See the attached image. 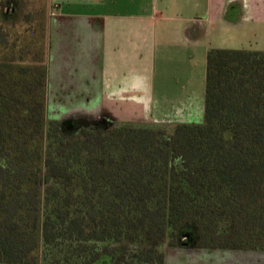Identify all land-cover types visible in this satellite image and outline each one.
<instances>
[{
	"label": "trees",
	"instance_id": "trees-1",
	"mask_svg": "<svg viewBox=\"0 0 264 264\" xmlns=\"http://www.w3.org/2000/svg\"><path fill=\"white\" fill-rule=\"evenodd\" d=\"M8 29L0 264H165L191 235L264 250V50L207 49L200 122L68 121L46 113V52Z\"/></svg>",
	"mask_w": 264,
	"mask_h": 264
},
{
	"label": "crops",
	"instance_id": "crops-1",
	"mask_svg": "<svg viewBox=\"0 0 264 264\" xmlns=\"http://www.w3.org/2000/svg\"><path fill=\"white\" fill-rule=\"evenodd\" d=\"M53 2L56 9L47 28L46 107L71 103L73 113L96 119L103 110L142 108L150 112L137 122L167 127L165 118L201 121H193L192 103L182 95L195 85L198 55L204 61L211 47L208 40L241 23H264V0ZM61 60L64 65L54 64ZM66 65L71 67L68 73Z\"/></svg>",
	"mask_w": 264,
	"mask_h": 264
},
{
	"label": "rangeland",
	"instance_id": "rangeland-1",
	"mask_svg": "<svg viewBox=\"0 0 264 264\" xmlns=\"http://www.w3.org/2000/svg\"><path fill=\"white\" fill-rule=\"evenodd\" d=\"M56 9L53 0H0V25L8 30L13 35L15 32L17 36L25 37L27 44H30L31 52L29 56L40 55L43 49L46 52V61L48 62V37L47 28L51 16ZM234 11L230 10L232 16ZM25 29H29L24 33ZM49 29V28H48ZM218 31V30H217ZM213 33H215L213 31ZM13 36H11L12 38ZM264 38V23L248 22L236 25L234 28L224 30V33L219 32L214 35L211 40H208L211 47H233V48H249V49H263V44L260 45L261 39ZM29 41H31L29 43ZM64 65L65 61L54 62V64ZM197 68L194 81L195 84L192 90H188L186 95L183 93L187 103L191 104V112L193 121L202 120L203 117V100H204V73H205V56L203 58L198 55ZM48 65V64H47ZM202 65L204 67H202ZM64 71L71 70V67H63ZM68 73V72H67ZM63 87L70 88L73 84H66ZM78 89V88H77ZM183 100V101H185ZM55 104H48L46 113L48 118L54 119H71V120H89L96 118H88L83 113H73L71 103L54 102ZM181 105V104H179ZM185 107V105H183ZM105 111L101 118L114 120L119 117H125V121H139L142 120L146 112L150 110L142 108H133L126 110H103ZM168 112L165 110L164 114ZM101 115V114H100ZM100 117V116H99ZM167 117V116H166ZM165 123L173 128L178 123L174 118H165ZM192 236V237H191ZM179 246H171L166 248V263L167 264H264V250H232L226 248H199L193 245V235ZM184 236V239L185 240Z\"/></svg>",
	"mask_w": 264,
	"mask_h": 264
},
{
	"label": "water",
	"instance_id": "water-1",
	"mask_svg": "<svg viewBox=\"0 0 264 264\" xmlns=\"http://www.w3.org/2000/svg\"><path fill=\"white\" fill-rule=\"evenodd\" d=\"M68 121H71V119H67ZM186 238H188V235H186Z\"/></svg>",
	"mask_w": 264,
	"mask_h": 264
}]
</instances>
